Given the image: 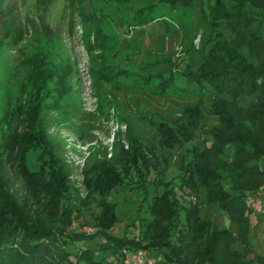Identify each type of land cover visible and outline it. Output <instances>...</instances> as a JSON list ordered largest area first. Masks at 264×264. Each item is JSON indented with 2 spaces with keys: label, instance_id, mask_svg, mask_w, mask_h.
Returning <instances> with one entry per match:
<instances>
[{
  "label": "trees",
  "instance_id": "trees-1",
  "mask_svg": "<svg viewBox=\"0 0 264 264\" xmlns=\"http://www.w3.org/2000/svg\"><path fill=\"white\" fill-rule=\"evenodd\" d=\"M32 1L38 12L44 14L55 0ZM105 1L114 2L116 9L93 4L87 14L81 10L82 0H64L61 11L62 14L69 6L72 13L76 6L80 14L86 15L80 20L81 27L86 23L94 24L90 31L82 29L81 36L89 56L88 69L93 87L95 83H101L113 90H121L124 85H121L120 79L124 78L130 81L127 85L136 84L140 92L153 96L183 98L195 93L196 96H209L212 99L207 111L215 117L216 123L203 132L210 142L203 150L195 148L187 160L182 158L181 170L183 169V176L188 177V180L184 178V182L189 181V190L195 194L201 188L207 202L218 203L226 216L236 224L238 235L227 229H215L213 224L199 217L198 204L181 206L174 195L170 196L169 190L155 197L151 205V220L146 222V229L140 240L107 234L105 231L115 216L105 206L107 189L113 182H121V179L111 161L102 160L94 165L95 175L86 178L88 187L100 195V212L94 217V230L89 232L65 230L60 223L49 222L45 213L34 218L31 215L27 217L23 208H20L22 204L17 201V197L8 193L0 180V264H122V248H144L153 256L163 255L162 261L165 263L252 264L244 257L245 253L234 250L231 244L238 240L244 245L245 251H251L246 241L251 211L244 199L255 192L259 185L264 184V168L252 161L264 154V58H261V50L264 49V2L259 5L247 2V7L244 4L246 2L238 4L234 0H200L195 4L187 0H155L134 8L129 17L122 18L120 10L131 6L134 0ZM178 5L190 11L196 10L201 21L220 30L218 41L210 46L204 56V63L212 61L216 65L212 64L209 68L191 74L184 69L134 72L110 62V56L104 51L109 37L103 32L101 23L117 20V25L122 26L125 33H129L136 27L165 19L163 9H175ZM15 8L14 0H0V19L8 17ZM73 22V16L70 15L67 23L69 33L73 32ZM6 30L13 47H18L24 37V29L14 26ZM223 34L229 35L230 39L227 40ZM97 48L99 49L96 51ZM95 58L96 66L93 65ZM23 63L28 68V80L35 87V92L39 88L43 90L47 82L53 84L52 91L57 97L71 92L68 78L76 72L68 57L51 67L44 52L38 49L26 56ZM48 90L46 87V91ZM96 96V110L102 111V100L97 94ZM244 100H248L246 106L241 104ZM38 105L36 102L29 112L26 111L28 115L20 117L24 121L30 115L24 133L8 134L4 139L2 136L1 151H6L3 163H15V169L24 182L42 191V196L47 200L45 208H61L62 212H66V219L70 220L79 216V212L73 209L72 202L65 195L66 167L53 158L54 146L45 140L44 127L36 124ZM194 115V120H186L188 126L185 125L178 141L163 142L170 145L181 139L189 140L194 136L189 132L190 128L197 132L204 128L205 114L201 106L198 105V111ZM130 142L133 154L131 151L121 150L129 156L120 157L121 162L127 161V164L128 159L131 162L140 156L145 157L138 143ZM228 145L232 147V152L226 162L220 157L226 152L225 146ZM28 150L39 151L36 159L39 169L30 170L26 167ZM45 155L48 160L44 159ZM44 164H47L48 172L42 168ZM123 165L125 171L126 164ZM225 177L232 191L222 186ZM171 236H175L173 241ZM96 237H101V241L91 247L79 248L77 252L73 250V244L77 241ZM163 249H167V252L163 253ZM257 258L259 264H264V258Z\"/></svg>",
  "mask_w": 264,
  "mask_h": 264
},
{
  "label": "rangeland",
  "instance_id": "rangeland-1",
  "mask_svg": "<svg viewBox=\"0 0 264 264\" xmlns=\"http://www.w3.org/2000/svg\"><path fill=\"white\" fill-rule=\"evenodd\" d=\"M14 1L16 2L15 10L9 13L8 17L0 19V167L2 164L3 170L0 180L7 192L17 197V201L22 204L20 208H23L26 216L31 215V218H34L36 215L45 213L49 222L60 223L65 230L93 231L94 217L100 212L98 207L100 195L88 187L86 178L95 175L94 165L102 160H109L120 173L121 182H113L107 189L105 206L115 215L110 227L105 231L107 234L117 238L130 237L140 240L146 229V222L151 220V205L155 197L169 190L170 196L174 195L181 206L188 203L198 204L199 217L213 224L215 229H227L238 235L236 224L226 216L218 203L207 202L201 188L197 189L196 195L189 190L187 184L189 181L184 182V178L188 180V177L183 176V169L181 170L182 158L187 160L195 148L203 150L204 146L210 142L203 132L216 123L215 117L207 111L212 99L209 96H196L195 93L183 98L167 95L153 96L140 92L136 84L127 85L130 81L123 78L120 79L121 85H124L121 90H113L110 86L95 83L92 87L93 91L95 88L94 92L101 98L103 105L102 111L96 110L95 113H91L81 108L82 83H77L76 73L68 78L72 88L67 95L57 97L52 91L51 82L46 83L48 91L44 87L43 90L39 88L35 92V87L30 85L31 81L28 80L29 71L23 63L24 58L39 49L44 52L51 67L68 57L73 71L77 72L76 60L77 57L80 58L78 54L81 51L78 54L76 51L85 46L80 30L90 31L94 26L92 23H86L81 27L80 20L86 16L83 13L89 14L88 11L93 4L112 10L116 9L117 5L105 0H82L83 13L80 14L76 6L70 13L72 9L68 6L62 15L64 0H55L44 14L38 12L32 0ZM152 1L155 0H134L131 6L122 7L120 15L122 18L129 17L134 8ZM187 1L195 4L200 0ZM234 1L238 4L246 2L245 6L247 2L255 5L264 2V0ZM163 10L165 19L136 27L129 33H125L122 26L117 25V20L111 19L112 21L107 20L101 23L103 32L109 37L104 51L107 56H110V62L134 72L184 69L191 74L202 71L206 67L209 68L212 64L216 65L212 61L204 63V56L210 46L218 41L220 30L201 21L200 14L196 10L190 11L179 5L175 9L164 8ZM70 15L74 20L73 32L70 34L74 35L75 44L65 40V36L69 34L67 23ZM14 26H20L25 31L18 47H13L11 37L6 34V29ZM223 35L227 40L230 39L229 35ZM262 57L264 58L263 48ZM80 64L82 65V62ZM93 65L96 66V58ZM40 90L42 92H39ZM36 102L39 103L36 124L44 127L45 140L49 145L54 146L53 158L66 167L65 195L72 202L73 209L79 212V216L72 217L70 220L66 219V212H62L61 208L56 210L45 208L47 200L45 196H42V191L24 182L15 169V163L12 165L3 163L6 151H1L2 136L4 139L8 134L24 133L26 121L30 120V115L27 116L28 120L24 121L20 117L28 115L26 111L30 110ZM247 103L248 100L241 102L245 106ZM198 105L205 114L204 128L199 129L198 132L190 128L189 132L194 134L191 139H181L180 142L166 145L163 140L178 141V136L185 125L188 126L186 120H194ZM117 126L118 129H115ZM111 127L115 129L114 132L111 131ZM130 141H134V144L138 143L145 157L140 156L131 162L128 159L127 164V161L121 162L120 157L129 156L121 150L131 151L133 154ZM93 142L95 144L90 145ZM81 144L90 145L87 147L89 156L84 162L81 159L82 154L76 149V145L81 146ZM225 149L227 150L220 159L228 162L232 147L228 145ZM38 153L39 151L36 150H28L25 164L28 169H39L36 160ZM44 159L48 160L46 155ZM252 161L264 168V154ZM123 164H126L125 171ZM42 168L48 172L47 164H44ZM262 185L264 184L258 187ZM222 186L232 191L226 177ZM250 214L246 241L251 251H245L244 245L238 240L231 245L234 250L245 253L244 257L252 264H259L257 257L264 258V215L257 212ZM171 239L173 241L175 236H171ZM98 241H101V237L77 241L73 244V250L77 252L79 248L91 247ZM162 252H167V249H163ZM160 256L164 260V256ZM157 264L182 263L160 261Z\"/></svg>",
  "mask_w": 264,
  "mask_h": 264
},
{
  "label": "built area",
  "instance_id": "built-area-1",
  "mask_svg": "<svg viewBox=\"0 0 264 264\" xmlns=\"http://www.w3.org/2000/svg\"><path fill=\"white\" fill-rule=\"evenodd\" d=\"M80 33L82 34V30H80ZM73 36L74 35L69 33L65 36V40H67V42H71V44H75L76 42L73 40ZM76 53H79L78 55L80 56V58L77 57L76 60V67L78 69L76 72V76L78 77L77 83H82L80 96L83 99V104L81 108L83 109V111L93 113L96 112L98 98L96 95H93V84L91 82V75L88 69L89 56L86 53L85 46H83V48H80V50H77ZM80 62H82V65L80 64ZM110 129L112 132H114L115 129H118V126L115 129L113 127H111ZM94 144V142L90 143V145ZM90 145H76L77 151L82 154L81 159L83 162L86 161L87 157L89 156L90 152H87V147H89ZM244 202H246V206L252 213L257 212L264 215V185L258 187L255 192L248 194L244 199ZM160 261H162L161 256H153L148 251L144 250V248H122V264H157Z\"/></svg>",
  "mask_w": 264,
  "mask_h": 264
},
{
  "label": "crops",
  "instance_id": "crops-1",
  "mask_svg": "<svg viewBox=\"0 0 264 264\" xmlns=\"http://www.w3.org/2000/svg\"><path fill=\"white\" fill-rule=\"evenodd\" d=\"M249 215H250V218H251V214L249 213ZM251 220V219H250Z\"/></svg>",
  "mask_w": 264,
  "mask_h": 264
}]
</instances>
